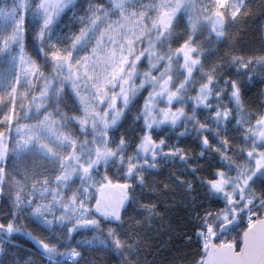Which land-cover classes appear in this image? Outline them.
I'll list each match as a JSON object with an SVG mask.
<instances>
[{
    "label": "snow or ice",
    "instance_id": "snow-or-ice-1",
    "mask_svg": "<svg viewBox=\"0 0 264 264\" xmlns=\"http://www.w3.org/2000/svg\"><path fill=\"white\" fill-rule=\"evenodd\" d=\"M33 7L39 56L27 50L24 21L0 31V56H8L0 67L6 84L0 89V196L11 207L0 214V253L23 236L38 245L45 264H61L60 257L79 264L84 244L92 241L74 239L82 231L98 232L102 221L114 248L122 249L126 241L115 225L123 222L131 184L113 182L109 170L115 161L125 177L143 182L139 169L149 162L140 157L151 152L154 160L160 149L185 161L204 191L208 207L196 213L193 232L204 249L199 264H240L217 259L215 250L239 257L236 249L242 252L252 231L264 226V108H250L241 86L259 81L264 96V51L225 52L234 73L224 75L223 57L206 64L218 47L207 49L197 37L208 26L209 37L223 43L229 19L264 11V3L253 9L244 0H152L135 7L129 0H87L82 6L80 0H35ZM69 10L78 26L53 35L55 21ZM137 101L140 131L128 152L130 141L119 130ZM165 127H179L177 136L195 134V156L178 142L165 147ZM213 154L218 162L209 167ZM195 157L206 159L190 163ZM195 186L188 179L186 191ZM111 189L120 194L108 204L97 193ZM242 219L250 227L228 240ZM259 235L264 242V231Z\"/></svg>",
    "mask_w": 264,
    "mask_h": 264
},
{
    "label": "trees",
    "instance_id": "trees-1",
    "mask_svg": "<svg viewBox=\"0 0 264 264\" xmlns=\"http://www.w3.org/2000/svg\"><path fill=\"white\" fill-rule=\"evenodd\" d=\"M86 2L87 0H80L81 6ZM151 2L152 0H129L132 7L140 3L149 4ZM244 2L250 8L256 9L258 2L264 3V0H244ZM34 3L35 0H0V11L15 9L18 12L20 10L18 9L19 5L24 8L21 16L28 29L27 50L34 56H39L36 44L32 39V31L38 20L33 7ZM198 3L209 5L211 0H198ZM82 10V7L78 8L76 14H80ZM77 26L72 11H65L53 26V35L57 33L66 35ZM183 29V21L177 23L176 32H182ZM226 31L228 39L219 43L214 37H209L208 26H205L197 40H202L203 46L207 49H213V45L218 47V51L213 49L208 54L206 64H209L210 59L223 57L224 75H231L234 73V69L228 66V57L225 52L234 51L247 56L264 51V11L256 10L253 15H241L235 21L229 19ZM3 57L0 56V64H2ZM235 74L240 75V73ZM222 79L223 76H221ZM241 86L245 102L250 108H264V96H262L259 81L251 84L242 81ZM225 99H227L226 94ZM139 104L140 101H137L129 110L119 130L130 141L128 152L132 151V145L140 131L139 122L134 121V115ZM179 130V128L165 127L160 132V135L165 136L168 141L165 147H175L178 142L186 151H191L195 156L198 148L196 135L177 136ZM205 159L195 157L190 163H200ZM11 160L12 156L10 155L9 163ZM140 160L149 162L146 165L141 164L139 169L144 173L143 182L138 180L136 175L125 177L123 167L115 161L109 170V176L113 182H123L128 179L131 184V187L127 189L131 198L124 206L123 222L115 225L120 238L126 241L125 246L119 250L114 248L106 233L108 224L102 221L98 232L82 231L74 239L73 242L75 243L76 240L84 236L86 241H92L91 245L84 244L79 264H199L204 249L198 247L193 232L197 223L196 213L202 214L208 207V204L203 202L206 197L199 181L188 170L185 161L179 159L178 156L161 154L153 160L152 156L146 155V157L141 156ZM206 162L210 167L213 162L218 161L213 154L207 158ZM153 164L156 167H152ZM30 165L31 161L28 160L25 166ZM206 170L202 169L201 171ZM180 179H183L185 184H181ZM188 179H191L196 185L192 192L186 191ZM190 197H195V200L190 199ZM145 204H153L155 207L151 210L141 207ZM10 211L11 207L7 199L0 196V214ZM157 213L160 214L157 215ZM243 221L242 219L237 227L239 235L244 229ZM28 226L34 228L31 223ZM97 236L103 239L104 243H100L96 239ZM188 237H192V239H188ZM219 243V240L216 241V244ZM61 258L59 259L61 260ZM0 264H45V262L40 259L38 245L34 241L19 236L14 243L6 244L5 251L0 253ZM61 264L67 263L61 262Z\"/></svg>",
    "mask_w": 264,
    "mask_h": 264
},
{
    "label": "water",
    "instance_id": "water-1",
    "mask_svg": "<svg viewBox=\"0 0 264 264\" xmlns=\"http://www.w3.org/2000/svg\"><path fill=\"white\" fill-rule=\"evenodd\" d=\"M148 153L150 152L144 153L143 156H145ZM109 192L111 193L110 196L104 198L105 203L108 204H110L116 197L119 196L120 190L111 189L104 191V193L106 194H109ZM261 231H264V226H258L257 228H255L249 236L248 243L246 245H242L243 251L241 252V249L239 248L236 249V251L240 253L239 257H233L231 253L228 252L227 250L222 248H217L215 250L216 258L219 260L239 259L240 264H260L261 261H264V242L261 241L259 235ZM243 232L241 236L243 235Z\"/></svg>",
    "mask_w": 264,
    "mask_h": 264
},
{
    "label": "rangeland",
    "instance_id": "rangeland-1",
    "mask_svg": "<svg viewBox=\"0 0 264 264\" xmlns=\"http://www.w3.org/2000/svg\"><path fill=\"white\" fill-rule=\"evenodd\" d=\"M229 3H231V0H229ZM18 9H20L18 12L15 9L6 10L4 12L0 11V31H3L9 25H12V24L22 20L21 14L23 13V11H24L23 9L24 8H22L21 5H19ZM57 21H58V19L55 21L54 25L57 23ZM136 47H137V49H139L141 47V42L140 41H137ZM13 52L14 53L18 52V49H16L14 47L13 48ZM1 63L2 64H0V67H4L8 63V56L7 55H5L3 57ZM141 70H143V69H141ZM22 85H23V80H22ZM5 86H6V84L4 82H0V89H3ZM21 117H22V122H26L28 120V117H25L23 115V110L21 111ZM166 128H168V127H166ZM177 128H179V127H177ZM13 135H15V132L13 133ZM41 135H46V133L42 132ZM49 139H51V137H49ZM155 151L158 153L157 156L161 155L160 149H155ZM146 155H149V154H146ZM146 155L144 157H146ZM97 195H101L103 197H106L104 191L97 193ZM238 226H239V224L238 225H234V229H235L234 233L233 232H229V233L226 234L228 240H231L234 234H239L238 233V229H237ZM78 240L80 242H85L86 238H84V236H83V237H81V239H78ZM61 262L69 264L67 258H65V257L61 258Z\"/></svg>",
    "mask_w": 264,
    "mask_h": 264
},
{
    "label": "flooded vegetation",
    "instance_id": "flooded-vegetation-1",
    "mask_svg": "<svg viewBox=\"0 0 264 264\" xmlns=\"http://www.w3.org/2000/svg\"><path fill=\"white\" fill-rule=\"evenodd\" d=\"M105 195H106V197H105V198L109 197V194H106V193H105Z\"/></svg>",
    "mask_w": 264,
    "mask_h": 264
},
{
    "label": "built area",
    "instance_id": "built-area-1",
    "mask_svg": "<svg viewBox=\"0 0 264 264\" xmlns=\"http://www.w3.org/2000/svg\"><path fill=\"white\" fill-rule=\"evenodd\" d=\"M246 223V222H245ZM247 224V223H246Z\"/></svg>",
    "mask_w": 264,
    "mask_h": 264
}]
</instances>
